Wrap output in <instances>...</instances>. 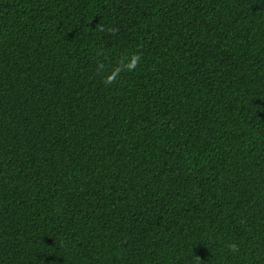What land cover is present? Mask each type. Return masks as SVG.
<instances>
[{"label":"trees","instance_id":"trees-1","mask_svg":"<svg viewBox=\"0 0 264 264\" xmlns=\"http://www.w3.org/2000/svg\"><path fill=\"white\" fill-rule=\"evenodd\" d=\"M0 264H264V0H0Z\"/></svg>","mask_w":264,"mask_h":264},{"label":"clouds","instance_id":"clouds-1","mask_svg":"<svg viewBox=\"0 0 264 264\" xmlns=\"http://www.w3.org/2000/svg\"><path fill=\"white\" fill-rule=\"evenodd\" d=\"M134 66H135V58L133 59V61L131 63L126 65V67H128V68H133Z\"/></svg>","mask_w":264,"mask_h":264}]
</instances>
